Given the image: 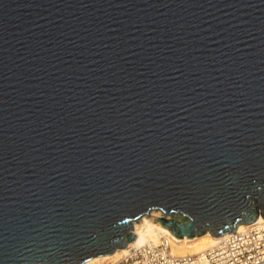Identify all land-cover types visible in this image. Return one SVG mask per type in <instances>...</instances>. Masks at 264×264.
<instances>
[{"label":"water","instance_id":"95a60500","mask_svg":"<svg viewBox=\"0 0 264 264\" xmlns=\"http://www.w3.org/2000/svg\"><path fill=\"white\" fill-rule=\"evenodd\" d=\"M152 209L264 218V0H0V264L111 254Z\"/></svg>","mask_w":264,"mask_h":264},{"label":"built area","instance_id":"2783aa9c","mask_svg":"<svg viewBox=\"0 0 264 264\" xmlns=\"http://www.w3.org/2000/svg\"><path fill=\"white\" fill-rule=\"evenodd\" d=\"M106 264H264V222L235 229L198 253H173L171 236L163 234L158 241L128 247L117 262Z\"/></svg>","mask_w":264,"mask_h":264},{"label":"bare ground","instance_id":"6f19581e","mask_svg":"<svg viewBox=\"0 0 264 264\" xmlns=\"http://www.w3.org/2000/svg\"><path fill=\"white\" fill-rule=\"evenodd\" d=\"M160 214L153 216L143 215L133 222V232L135 238L123 248L116 249L113 253L103 256L93 257L83 264H106L117 262L128 250V247L139 245L147 241H158L159 237L163 234L171 236L172 252L176 254L198 253L207 247L217 244L227 233L220 236H213L206 233L202 236L188 238L177 237L168 228L163 226L160 222L154 220ZM255 221L264 222V218L259 216ZM250 224V223H249ZM248 224H239L236 229H241Z\"/></svg>","mask_w":264,"mask_h":264},{"label":"rangeland","instance_id":"374dc122","mask_svg":"<svg viewBox=\"0 0 264 264\" xmlns=\"http://www.w3.org/2000/svg\"><path fill=\"white\" fill-rule=\"evenodd\" d=\"M155 214H162V212L159 209H152L150 210L148 213L144 214V215H148V216H153ZM143 216V215H142ZM198 237V236H196ZM102 264V263H101Z\"/></svg>","mask_w":264,"mask_h":264}]
</instances>
